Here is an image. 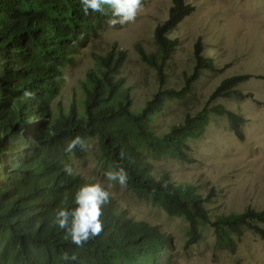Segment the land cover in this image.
<instances>
[{
    "label": "trees",
    "instance_id": "obj_1",
    "mask_svg": "<svg viewBox=\"0 0 264 264\" xmlns=\"http://www.w3.org/2000/svg\"><path fill=\"white\" fill-rule=\"evenodd\" d=\"M102 9L85 15L81 0H0V264H176L172 236L127 217L115 201L102 206L103 231L83 247L72 244L66 229L55 223L58 209L76 207L75 195L82 186L98 183L78 173L72 161L85 157L93 139L98 140L106 168L127 171L131 192L188 222L189 243L198 241L208 224L222 249L234 248L235 238L246 230L264 238V211L219 215L212 223L208 199L197 189L155 174L157 159L192 162L189 142L204 135L211 113L225 116L231 132L243 139V119L224 107L204 110L167 133H157L156 120L168 100L182 99L202 71L213 67L199 52V44L182 92L161 90L145 108L133 110L131 88L120 78L127 54L115 47L96 57L98 69L83 82V111L75 103L68 111H53L65 66L114 18L110 6ZM192 10L186 0H173L168 20L155 29L157 51L148 54L142 46L136 48L162 87L177 47L171 31ZM248 79L250 75L224 80L211 99L236 98L238 86ZM25 91L33 97L26 98ZM77 136L85 147L67 152ZM65 165L73 169L72 175L64 172ZM65 253L77 259L65 261Z\"/></svg>",
    "mask_w": 264,
    "mask_h": 264
},
{
    "label": "rangeland",
    "instance_id": "obj_2",
    "mask_svg": "<svg viewBox=\"0 0 264 264\" xmlns=\"http://www.w3.org/2000/svg\"><path fill=\"white\" fill-rule=\"evenodd\" d=\"M186 1L193 10L171 31L177 47L168 61L165 86L160 85L156 71L141 60L136 48L142 46L148 54L157 51L155 29L168 20L173 0H145L135 22L104 28L65 66L61 93L52 109L58 114V107L68 111L75 103L82 112L83 82L98 69L96 57L115 47L127 54L120 78L131 88L133 110L145 108L161 90L182 92L186 78L192 74L195 46L199 44V52L212 60L213 67L202 71L182 99L168 100L156 120L157 133H167L204 110L224 107L243 119V139L231 132L225 116L211 113L204 135L189 142L192 162L157 159L153 161L155 174L168 175L181 186L190 184L197 189L208 199L212 223L219 215L247 209L264 211V0ZM242 75H250V79L238 86L240 94L236 98L211 99L224 80ZM72 161L78 173L110 193V201H115L127 217L172 236L176 264H264V238L250 230L235 238L234 248L222 249L208 224L198 241L189 243V225L183 217L169 215L127 186L112 182L109 187L104 175L109 169L102 163L97 139L88 143L83 159L73 157Z\"/></svg>",
    "mask_w": 264,
    "mask_h": 264
},
{
    "label": "clouds",
    "instance_id": "obj_3",
    "mask_svg": "<svg viewBox=\"0 0 264 264\" xmlns=\"http://www.w3.org/2000/svg\"><path fill=\"white\" fill-rule=\"evenodd\" d=\"M84 14L87 15L89 10L101 12L102 5H108L112 9L114 18L109 19L108 24L112 27L135 22L138 12L141 9V0H81ZM33 93L24 92L26 98H32ZM84 148V140L77 136L72 139L67 147V152H72L77 147ZM64 172L72 175L73 169L65 165ZM105 178L109 182H117L121 187L127 185L128 173L120 167L118 170H109L105 172ZM110 202V193L100 183L86 184L82 186L75 195L76 207L69 210L60 208L56 211L55 223L61 228L66 229V235L71 238V243L77 247L83 245L90 239L99 236L103 231L102 206ZM71 224L69 225V218ZM65 261H74L77 259L75 254L69 256L64 254Z\"/></svg>",
    "mask_w": 264,
    "mask_h": 264
}]
</instances>
